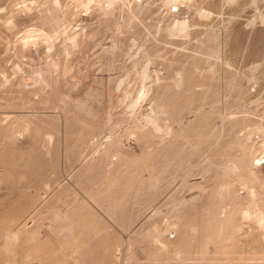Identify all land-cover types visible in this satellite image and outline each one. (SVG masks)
Segmentation results:
<instances>
[{
    "label": "rangeland",
    "instance_id": "rangeland-1",
    "mask_svg": "<svg viewBox=\"0 0 264 264\" xmlns=\"http://www.w3.org/2000/svg\"><path fill=\"white\" fill-rule=\"evenodd\" d=\"M53 1L0 0V264H264V0Z\"/></svg>",
    "mask_w": 264,
    "mask_h": 264
},
{
    "label": "bare ground",
    "instance_id": "bare-ground-1",
    "mask_svg": "<svg viewBox=\"0 0 264 264\" xmlns=\"http://www.w3.org/2000/svg\"><path fill=\"white\" fill-rule=\"evenodd\" d=\"M52 1H53V0H52ZM55 1H56V0H55ZM92 1H93V0H92ZM106 1H107V0H106ZM109 1H110V0H109ZM183 1H184V0H183ZM183 1H182V2H183ZM188 1H189V0H188ZM188 1H187V2H188ZM53 2H54V1H53ZM57 2H58V1H57ZM99 2H100V0H99ZM99 2H98V3H99ZM101 2H102V0H101ZM107 2H108V1H107ZM110 2H111V1H110ZM127 2H128V0H127ZM135 2H136V1H134V3H135ZM187 2H186V3H187ZM54 3H56V2H54ZM58 3H59V2H58ZM85 3H87V2H85ZM108 3H109V2H108ZM113 3H115V1H113ZM113 3H112V4H113ZM130 3H131V2H130ZM130 3L128 2V5H129ZM56 4H57V3H56ZM56 4H54V5H56ZM100 4H101V3H100ZM100 4H99V5H100ZM140 4H142V3L140 2ZM49 5H50V4H49ZM93 5H94V4H93ZM101 5H102V4H101ZM130 5H132V4H130ZM138 5H139V4H138ZM143 5H144V4H143ZM143 5H141V6H143ZM50 6H52V4H51ZM59 6H60V4H59ZM94 6H95V5H94ZM26 7H27V6H26ZM30 7H31V6H30ZM57 7H58V5H57ZM105 7H106V6H105ZM108 7L111 8V7L107 4V8H106L107 11L110 10V9L108 10ZM137 7H140V5L137 6ZM27 8H28V7H27ZM55 8H56V6H55ZM94 8H95V7H94ZM129 8H130V7H129ZM47 9H48V7H47ZM52 9H54L53 6H52ZM52 9H50V10H52ZM86 9H87V8H86ZM111 9H112V8H111ZM83 10H85V9H83ZM90 10H92V9H90ZM129 10H130V9H129ZM135 10H136V9H135ZM144 10H145V9H144ZM47 11H48V13H49V9H48ZM53 11H54V12H53ZM53 11H52V12L55 13V10H53ZM58 11H59V9L56 10V12H58ZM86 11H87V10H86ZM141 11H142V10H141ZM141 11H140V12H141ZM167 11H168V10H167ZM97 12H98V11H97ZM97 12H95V13H97ZM101 12H102V11H101ZM103 12H104V11H103ZM109 12H110V11H109ZM111 12H112V11H111ZM130 12H132V10H131ZM168 12H169V11H168ZM136 13H137V12H136ZM169 13H171V12H169ZM50 14H52V13H50ZM104 14H105V13H104ZM106 14H107V13H106ZM130 14L132 15V13H130ZM131 15H130V16H131ZM134 15H135V14H134ZM139 15H140V14H139ZM142 15H143V14H142ZM171 15H172V14H171ZM171 15H170V16H171ZM57 16H58V15H57ZM57 16H54V17H57ZM130 16L128 17L129 19H130ZM135 16H136V15H135ZM140 16H141V15H140ZM164 16H165V15H164ZM172 16H173V15H172ZM160 17L162 18V15H161ZM173 17H174V16H173ZM128 18H127V19H128ZM134 18H135V17H134ZM129 19H128V20H129ZM137 19H138V16H137ZM157 19H158V18H157ZM157 19H156V21H157ZM159 19H160V18H159ZM159 19H158V20H159ZM168 19H169L168 21L170 22V20H171L172 18L170 19V18L168 17ZM132 20H134V19H132ZM132 20H131V21H132ZM174 20H175V19H174ZM159 21H160V20H159ZM168 21H166V22H168ZM184 21H185V20H184ZM184 21L182 20V21H180V22H175V23L173 24V28H172V29L177 28V29L179 30V33H181L180 31L185 30V27H186V26H185L186 21H185V23H184ZM127 22H128V21H127ZM55 23H57V22L55 21ZM130 23H131V22H129V24H130ZM154 24H155V23H154ZM156 24H157L156 26H158V23H157V22H156ZM166 24H167V23H166ZM170 24H171V22H170ZM170 24H169V26H170ZM186 24H187V23H186ZM58 25H59V24H57V27H59ZM127 25H128V24H127ZM159 25H160V23H159ZM147 26H148V25H147ZM151 26H152V25H151ZM154 26H155V25H154ZM156 26H155V27H156ZM165 26H166V25H165ZM171 26H172V25H171ZM163 27H164V26H163ZM158 28H160V27H158ZM167 28H168V27H167ZM169 28H171V27H169ZM187 28H188V26H187ZM187 28H186V30H187ZM40 29H41V28H40ZM60 29L63 31L64 28H60ZM60 29L58 28V30H60ZM79 29H80V28H79ZM144 29H146V28H144ZM156 29H157V28H156ZM156 29H154V30L156 31ZM177 29H176V30H177ZM55 30H56L55 32L57 33V32H58L57 28H56ZM64 30H65V29H64ZM67 30H68V29H67ZM72 30H73V29H72ZM81 30H84V29H81ZM113 30H115V29H113ZM127 30H128V29H127ZM159 30H160V29H159ZM164 30H166V29L164 28ZM167 30H168V29H167ZM167 30L165 31V34H166V32H168V33L171 32V31L169 32V30H168V31H167ZM170 30H171V29H170ZM41 31H42V30H41ZM70 31H71V30H70ZM111 31H112V30H111ZM122 31H123V30H122ZM157 31H158V30H157ZM65 32H66V31H65ZM75 32H76V31H75ZM78 32H79V31H78ZM80 32H81V31H80ZM136 32H137V31H136ZM175 32H177V31H175ZM42 33H43V32H42ZM63 33H64V32H63ZM81 33H82V32H81ZM114 33H116V32L114 31ZM138 33H140V32H138ZM172 33H174V30H173V32H171L170 34H172ZM184 33H185V32H184ZM184 33H182V35H183ZM40 34H41V33H40ZM57 34H58V33H57ZM60 34H61V33H60ZM152 34L157 35L156 32H155V33H152ZM160 34H161V33H160ZM174 34H178V33H174ZM55 35H56V34H55ZM64 35H65V34H64ZM75 35H76V34H75ZM90 35H91V33H90ZM94 35H95V34H94ZM133 35H134V34H133ZM141 35H142V34H141ZM145 35H146V34H145ZM166 35H167V34H166ZM178 35H179V34H178ZM178 35H177V36H178ZM184 35H185V34H184ZM136 36H137V35H136ZM152 36H153V35H152ZM158 36H159V34H158ZM171 36H172V35H171ZM37 37H38V35H37ZM65 37H66V35H65ZM67 37H69V36H67ZM74 37L76 38V36H74ZM74 37L72 36V37H69V38H68V39L71 38V44L74 43ZM82 37H83V36H82ZM119 37H121V36H119ZM38 38H39V37H38ZM43 38H44V37H43ZM43 38H42L41 40H43ZM45 38H46V37H45ZM45 38H44V40H45ZM89 38H90V36H89ZM137 38H138V37H137ZM137 38H136V39H137ZM146 38H147V37H146ZM39 39H40V38H39ZM39 39H38V40H39ZM68 39L66 40V38H65L66 41H70V40H68ZM93 39H94V38H93ZM132 39H133V38H132ZM132 39H131V41H132V42H131V45L128 46V49H127L126 55H127L130 59H132V60L134 61V58H135L137 55H136L135 53L132 54V52H131L132 49H133V47L135 46V41H133ZM143 39H144V38H143ZM47 40H49V39H47ZM52 40H53V38H52ZM146 40H147V39H146ZM146 40H144V42H146ZM45 41H46V40H45ZM45 41H44V42H45ZM49 41H50V40H49ZM63 41H64V40H63ZM66 41H65V42H66ZM34 42H35V41H34ZM36 42H37V38H36ZM42 42H43V41H42ZM65 42H64V43H65ZM75 42H76V41H75ZM81 42H82V41H81ZM89 42H91V41L89 40ZM141 42H142V40H141ZM144 42H143V43H144ZM50 43H51V42H50ZM68 43H69V42H68ZM93 43H94V42H93ZM111 43H112V42H111ZM33 44H34V43H33ZM36 44H37V43H36ZM36 44H35V45H36ZM38 44H39V42H38ZM45 44H47V43H45ZM53 44H54V43H53ZM49 45H50V44H49ZM51 45H52V44H51ZM63 45H64V44H63ZM65 45H66V44H65ZM67 45H69V44H67ZM67 45H66V46H67ZM140 45H141V44H140ZM142 45H143V44H142ZM142 45H141V46H142ZM70 46H71V45H70ZM144 46H145V45H144ZM62 47H63V46H62ZM64 47H65V46H64ZM67 47H69V46H67ZM71 47H72V46H71ZM73 47H75V46H73ZM113 47H114V45H113ZM113 47H112V49H114ZM124 47H125V46H124ZM47 48H49V46H48ZM138 48H139V47H138ZM142 48H143V47H142ZM147 48H149V47H147ZM64 49H66V48H64ZM112 49H111V50H112ZM50 50H51V49H50ZM66 50H67V49H66ZM149 50H150V49H149ZM109 51H110V50H109ZM112 51H114V50H112ZM112 51H110L111 54H112ZM65 52H66V51H65ZM68 52H69V51H68ZM151 52H152V51H151ZM45 53H46V52H45ZM48 53H49V52H48ZM100 54H101V53H100ZM109 54H110V53H109ZM111 54H110V55H111ZM146 54H147V53H146ZM154 54H155V53H154ZM112 55H113V54H112ZM123 56H124V55H123ZM121 57H122V55H121ZM142 57H143V56H142ZM47 58H49V56H48ZM50 58H51V57H50ZM50 58H49V59H50ZM111 58H113V57L111 56ZM126 58H127V57H126ZM47 60H48V59H47ZM51 61H54V60H51ZM47 62H48V61H47ZM48 63H49V62H48ZM57 63H58V62H57ZM57 63L54 62L55 66H56ZM149 63H150V58L148 57V54H147V56H146L144 62L142 63L141 68L138 67V68H140V71H139V74H138V75H139V87H138L137 92L135 91V92L137 93V95L135 94L136 97L133 98V99L131 100V102L129 101L131 107H134V106L137 104L138 100H139L140 98L142 99V98L146 95V91L148 90V88L146 87V81H147V80L150 81V76H149V71H148V67H149L148 65H150ZM51 64H53V63H51ZM122 64H123V63H122ZM137 64H139V63L137 62ZM46 65H47V63H46ZM125 65H126V64H125ZM49 66H50V65H49ZM55 66H53V67H55ZM57 66H58V65H57ZM153 66H154V65H153ZM111 67H112V65H110V67H109L108 69H110ZM115 67H116V66H115ZM53 69H54V68H53ZM106 69H107V67H106ZM119 69H120V67H119ZM153 69H154V68H153ZM36 70H38V69H36ZM46 70H48V69H46ZM38 71H39V70H38ZM38 71H37V72H38ZM135 71H137V70H135ZM135 71H133V72L135 73ZM156 71H157V69L155 70V72H156ZM35 72H36V71H35ZM41 72H42V70H41ZM39 73H40V71H39ZM39 73H38V74H39ZM42 73H43V72H42ZM136 73H137V72H136ZM177 73H179V72H177ZM177 73H176V74H177ZM40 74H41V73H40ZM40 74H39V76H40ZM155 74H156V73H155ZM155 74H154V75H155ZM176 74H175V75H176ZM158 75H159V74H158ZM32 76H34V74H33ZM36 76L38 77V75H36ZM36 76L33 77V78H36ZM43 76H44V75L42 74L41 77H43ZM176 76H177V75H176ZM176 76H175V77H176ZM44 77L46 78V76H44ZM44 77H43V78H44ZM124 77H125V76H124ZM154 77H156V76H154ZM157 77H158V76H157ZM157 77H156V78H157ZM160 77H161V76H160ZM179 77H180V76H179ZM38 78H39V77H38ZM38 78H37L36 80H39ZM152 78H153V77H152ZM156 78H154V81H155ZM40 79H41V78H40ZM46 79L48 80V78H46ZM123 79H125V78H123ZM179 79H180V78H179ZM43 80H44V79H43ZM47 80H46V82H45V81H44V82H45V83H48ZM156 80H158V79H156ZM41 81H42V79H41ZM41 81L39 80L38 82H41ZM48 81H49V80H48ZM117 81H118V80H117ZM122 81H123V80L121 79V82H122ZM42 82H43V81H42ZM42 82H41V83H42ZM121 82H120V83H121ZM123 82H124V81H123ZM155 82H156V81H155ZM35 83H37V82L35 81ZM45 83H44V86H45ZM120 83H119V84H120ZM149 83H150V82H149ZM119 84H117L116 87H117ZM34 85H35V84H34ZM41 85H43V84H41ZM48 85H49V84H48ZM48 85H47V86H48ZM118 87H119V86H118ZM120 87H121V86H120ZM117 89H118V88H117ZM119 89H120V88H119ZM122 89H123V88H122ZM127 89H128V88H127ZM149 89H150V88H149ZM128 91H129V90H128ZM133 92H134V91H133ZM123 94H124V93H123ZM127 95H128V94H127ZM135 95H134V96H135ZM147 96H148V95H147ZM125 97H126V94H125V96H124L123 98H125ZM127 97H128V96H127ZM9 101H10V100H9ZM128 105H129V104H128ZM128 107H129V106H128ZM131 107H130V108H131ZM150 111H151V110H150ZM6 119H7V115H5L4 120H6ZM108 137H109V136H107L106 138H108ZM49 138H50V137H49ZM1 166H2V168H4V167H5V166H4V163H2ZM251 172H252V171H251ZM247 177L250 178L249 176H247ZM258 177H259V176H258ZM258 177H257V178H258ZM257 178H256V180H257ZM249 180H250V179H249ZM259 180H260V178H259ZM251 182H252V181H251ZM257 182H258V181H257ZM252 185H253V184H252ZM250 186H251V185H250ZM250 186L248 187V189L250 188ZM251 188H252V187H251ZM248 189H247V190H248ZM247 190H246V191H247ZM250 190H251V189H249L248 191H250ZM253 190H254V189H253ZM251 191H252V190H251ZM252 192H253V191H252ZM254 192H255V191H254ZM251 194H252V193H251ZM251 194H249V195L251 196ZM249 195H248V196H249ZM250 196H249V197H250ZM255 197H256V196H255ZM252 199H253V201H254V198H252ZM255 199H257V197H256ZM257 200H258V199H257ZM251 201H252V200H251ZM253 201H252V203H253ZM256 202H257V201H256ZM257 203H259V202H257ZM257 203H256V204H257ZM248 204H249V202H248ZM248 204H246V206H247ZM257 205H259V204H257ZM253 206H254V208H255V206H256V205H255V201H254ZM248 207H249V206H248ZM248 207H247V208H248ZM245 208H246V207H245ZM250 208H251V207H249V210H250ZM257 208H258V207H257ZM260 208L262 209V206H261ZM263 209H264V208H263ZM263 209H262V210H263ZM243 210H244V208H242V211H243ZM245 210H246V209H245ZM245 210H244L243 215H242V212H241L242 217H243L246 213H248V212H245ZM262 210H261V211H262ZM263 211H264V210H263ZM249 213L252 214V212H250V211H249ZM249 213H248V215H251V214H249ZM253 214H255V213H253ZM253 214H252V215H253ZM256 214H258V213L256 212ZM255 217H256V215H255ZM245 218H246V215H245ZM247 218H249V217H247ZM251 218L254 219V217H252V216H251ZM250 220L253 221L252 219H250ZM255 222H256V225H255ZM254 225L257 226V228H256L257 230L259 229L261 239H263V241H264V214H263L262 212H261V213L259 212V214L257 215L256 220H254ZM254 225H253V227H255ZM240 228H241V227H240ZM232 229H233V228H232ZM237 229H239V228H237ZM252 229H255V228H252ZM252 229H251V230H252ZM256 229H255V230H256ZM257 230H256V231H257ZM4 231H5V230H4ZM253 231H254V230H253ZM256 231H254V232H256ZM5 232H6V231H5ZM5 232H4V233H5ZM15 233H16V232H15ZM248 233H249V232H248ZM257 233H258V232H257ZM13 234H14V233H13ZM17 234H18V233H17ZM254 235H255V234H254ZM10 236H11V235H10ZM15 236H16V235H15ZM17 237H18V236H17ZM256 239H258V238H256ZM259 241H260V240H259ZM263 241H261V242H263ZM257 242H258V241H257ZM257 242H255V243L257 244ZM9 243H10V240H9L8 236H5V242H4L5 246L7 247V246L9 245ZM256 244H255V245H256ZM259 245H260V247H262V246L264 247V245L261 246V243H260ZM257 247H259V246H257ZM9 249H10V248H9ZM261 249L264 250V248H261ZM4 250H5V249H4ZM176 250H178V249H176ZM248 250H249V249H248ZM252 250H254V248H253ZM258 251H259V250H258ZM178 252H179V251H178ZM262 252H263V251H262ZM177 254H178V253H177ZM262 254H264V253H262ZM262 254H261V252H260L259 255H262ZM256 255H257V254H256ZM179 257H181V255H180ZM257 257H258V256H257ZM261 257H262V256H261ZM182 260H183V259H182ZM182 260H181V261H182ZM261 261H262V260H261ZM263 261H264V260H263Z\"/></svg>",
    "mask_w": 264,
    "mask_h": 264
}]
</instances>
